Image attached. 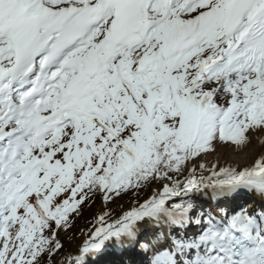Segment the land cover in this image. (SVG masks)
I'll list each match as a JSON object with an SVG mask.
<instances>
[{
	"label": "snow or ice",
	"instance_id": "6c2138e0",
	"mask_svg": "<svg viewBox=\"0 0 264 264\" xmlns=\"http://www.w3.org/2000/svg\"><path fill=\"white\" fill-rule=\"evenodd\" d=\"M109 250L264 264V0H0V264Z\"/></svg>",
	"mask_w": 264,
	"mask_h": 264
},
{
	"label": "rangeland",
	"instance_id": "374dc122",
	"mask_svg": "<svg viewBox=\"0 0 264 264\" xmlns=\"http://www.w3.org/2000/svg\"><path fill=\"white\" fill-rule=\"evenodd\" d=\"M100 207H101L100 202H96L95 204H93L92 207H91V209L89 211H86L85 214H84V216L82 218H80L76 222L77 229H86L89 226L88 225V220H90L92 218L93 214H95V213H97L99 211ZM73 231H74L75 235L78 238H80V232L77 231V230H75V229Z\"/></svg>",
	"mask_w": 264,
	"mask_h": 264
},
{
	"label": "bare ground",
	"instance_id": "6f19581e",
	"mask_svg": "<svg viewBox=\"0 0 264 264\" xmlns=\"http://www.w3.org/2000/svg\"><path fill=\"white\" fill-rule=\"evenodd\" d=\"M219 155L221 156V161L223 162L224 159H226L228 162L230 163H240V164H244L247 162L246 159H242L241 155H237L235 153L232 152L231 149H229L228 147H225L223 149L220 150ZM125 205L127 206V204L125 203ZM79 242V240L77 241V243Z\"/></svg>",
	"mask_w": 264,
	"mask_h": 264
}]
</instances>
